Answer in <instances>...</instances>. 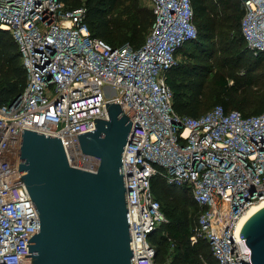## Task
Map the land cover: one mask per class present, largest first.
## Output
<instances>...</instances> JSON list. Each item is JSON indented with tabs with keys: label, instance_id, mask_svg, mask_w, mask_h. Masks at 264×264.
<instances>
[{
	"label": "built area",
	"instance_id": "1",
	"mask_svg": "<svg viewBox=\"0 0 264 264\" xmlns=\"http://www.w3.org/2000/svg\"><path fill=\"white\" fill-rule=\"evenodd\" d=\"M150 1L151 33L136 48L93 35L84 6L0 0V29L12 33L27 70L25 89L0 100V264H34L27 244L41 230L19 169L23 128L61 137L72 166L96 171L100 160L82 151L78 134L95 129L96 117L109 118L108 101L133 121L122 158L135 264H171L157 259L152 241L167 222L155 176L191 191L199 206L192 244L206 239L219 264H254L240 222L264 200V111L246 115L217 104L199 116L178 113L168 78L180 50L198 37L193 1ZM243 3L242 33L259 55L264 0ZM164 236L175 247L167 232L157 238Z\"/></svg>",
	"mask_w": 264,
	"mask_h": 264
},
{
	"label": "water",
	"instance_id": "2",
	"mask_svg": "<svg viewBox=\"0 0 264 264\" xmlns=\"http://www.w3.org/2000/svg\"><path fill=\"white\" fill-rule=\"evenodd\" d=\"M106 104L109 118L78 134L82 151L100 160L96 171L72 166L61 137L23 128L19 169L41 223L27 244L34 264H135L122 158L133 121L119 102ZM240 236L264 264V205Z\"/></svg>",
	"mask_w": 264,
	"mask_h": 264
},
{
	"label": "trees",
	"instance_id": "3",
	"mask_svg": "<svg viewBox=\"0 0 264 264\" xmlns=\"http://www.w3.org/2000/svg\"><path fill=\"white\" fill-rule=\"evenodd\" d=\"M192 1L195 21L198 25V37L192 42L199 44L208 55L219 52L225 58L224 68L220 67L209 73L210 83L218 89L219 103L217 104H223L228 110L239 109L246 115L263 112L264 84L256 80V72L260 65L264 66V53L256 55L242 33L241 20L245 13L243 0ZM64 2L70 10L86 7V21L92 34L105 39L112 45L115 44L104 37L105 28H115L123 33L120 36L121 39L128 38L135 44L140 40V45L131 44L137 48L143 45L141 39L148 31L149 24H153L154 21L151 9L149 18L145 20L140 18L139 26V13L134 15L133 10L132 12L126 10L134 4V0H64ZM125 14L128 18H124ZM125 31H128L129 34L125 35ZM189 49L184 46L180 52L182 50L190 51ZM197 67L200 68L196 63L178 62L169 73L168 80L175 93L174 107L182 115H187V110L195 113V116L203 113H198L197 107L191 105L190 87L176 82L173 75L175 72L198 75L200 69L198 70ZM26 85L27 70L22 62L18 44L10 31L0 29V100L6 103L11 102L25 89ZM198 86V93H202V84L199 83ZM153 189L160 199L164 211L161 191H179L185 196L181 200L185 207L182 208V205L178 204L168 210L167 222L163 223L159 229L160 232H167L175 242V254L171 257L170 263L205 264L206 259L211 264H219L213 257L206 239H199L196 244L191 243L192 226L199 212V206L195 203L191 191L172 187L159 176L153 178ZM170 191L168 192L170 193ZM190 208L193 209L190 214L193 217L191 222L188 218ZM167 238L164 236L158 239L156 233L152 237V241L157 244L158 248L157 259L163 263L167 261L165 245L168 243Z\"/></svg>",
	"mask_w": 264,
	"mask_h": 264
},
{
	"label": "rangeland",
	"instance_id": "4",
	"mask_svg": "<svg viewBox=\"0 0 264 264\" xmlns=\"http://www.w3.org/2000/svg\"><path fill=\"white\" fill-rule=\"evenodd\" d=\"M134 4L126 9L129 12L134 11L135 13H139V26H140V18L145 20L146 18H149L151 15V9H152V4L150 0H134ZM138 6V7H137ZM133 16L132 14H130ZM124 18H128L127 15H124ZM130 18V17H129ZM151 28H152V23L149 24L148 26V31L146 34L142 37L141 41L142 43H145L147 38L149 37L151 33ZM131 31V30H130ZM129 31V32H130ZM104 37L114 43L115 45L119 44H126L130 43L135 45H140V40L137 41L135 44L128 38H123L121 39V35L123 34L122 32L117 31L115 28L109 27L104 29ZM128 31H125V35H128ZM185 47L190 48V51H185L182 50V52L178 55V61L179 62H185V63H191V64H199L200 68L199 74H191L189 75L188 73L184 72H175L174 73V78L176 82H181L184 85H188L190 87L189 89V95L192 97V103L191 105H195L197 107L198 113H204L208 110H210L212 107H214L218 101V89L210 83V76L209 73L211 70H217L218 68H224L223 62L225 61V58L223 55L219 52H214L213 54L211 53L210 55L206 54L204 50L199 46V44L193 43L192 41L187 42ZM196 67V66H194ZM257 77L256 80H258L261 84H264V66L260 65L259 68L257 69ZM201 83L203 87L202 93H198L199 91L197 88H199L198 84ZM187 115H192L195 116V113H192L191 111L187 110L186 111ZM167 188V187H166ZM168 189V188H167ZM167 191H161V197L162 201L165 207V212L166 216H168V210H171L174 206L180 204L182 205L181 207L184 208L185 206L182 204L181 200L185 198V196L180 193L179 191H170V193ZM193 209H189V221H193V217H191V212ZM160 231L156 233V235L159 236ZM166 245V259L171 262V257L174 256L175 254V247L170 245V244H165Z\"/></svg>",
	"mask_w": 264,
	"mask_h": 264
},
{
	"label": "bare ground",
	"instance_id": "5",
	"mask_svg": "<svg viewBox=\"0 0 264 264\" xmlns=\"http://www.w3.org/2000/svg\"><path fill=\"white\" fill-rule=\"evenodd\" d=\"M19 155V151L16 150L15 152V156L18 157ZM264 205V200L260 201L259 203H257L255 206H253L251 208V210L242 218L241 222H240V227H242L244 225V223L247 221V219L257 210L259 209L261 206Z\"/></svg>",
	"mask_w": 264,
	"mask_h": 264
},
{
	"label": "crops",
	"instance_id": "6",
	"mask_svg": "<svg viewBox=\"0 0 264 264\" xmlns=\"http://www.w3.org/2000/svg\"><path fill=\"white\" fill-rule=\"evenodd\" d=\"M181 52H182V51H181ZM181 52H180V53H181Z\"/></svg>",
	"mask_w": 264,
	"mask_h": 264
}]
</instances>
